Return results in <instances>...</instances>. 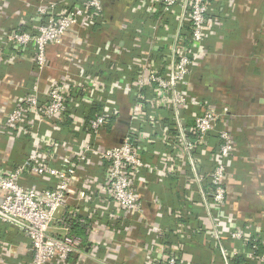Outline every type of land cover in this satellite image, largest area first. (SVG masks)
Instances as JSON below:
<instances>
[{
	"label": "built area",
	"instance_id": "1",
	"mask_svg": "<svg viewBox=\"0 0 264 264\" xmlns=\"http://www.w3.org/2000/svg\"><path fill=\"white\" fill-rule=\"evenodd\" d=\"M10 1L0 0V10L6 8ZM224 3L230 5L233 0H134L130 7L131 20L136 18L146 23L147 36L139 26L130 29L124 18L114 22L105 19L100 0H81L71 7L59 8L51 2H40L33 9L30 29L0 33V65L28 53L32 54L34 62L30 92L7 99L0 107L2 127L8 139L13 134H22L24 138H30L34 148V156H26L9 170L0 169V224L23 234L31 250L30 264H66L72 255L81 252V240L72 233L71 227L83 220L65 213L59 218L56 215L67 207L70 196L77 189V181L81 183L77 198L87 201L84 198L85 187L93 180H83L79 175L84 172V167L94 162L95 157L105 162L95 199L113 202L119 210L109 218H118L120 212L143 213L135 177L146 167L140 151H145L146 145L154 144L156 140L167 142L174 151L179 159L176 171L186 162L184 160H189L193 169L189 180L203 186L201 194L205 198V208L216 210L210 213L207 233L222 256V264H231V260L240 255L264 264V252H259L260 246H264V237L259 245L253 243L257 241L253 233L240 227H229L222 214L228 196L226 161L235 151L228 126L217 132L219 144L213 155V168L207 174L194 170L191 156L220 123L228 125L229 107L201 100L191 102L189 80L191 69L206 56L205 40L216 34L220 23L215 13ZM161 14L170 17V23L161 21ZM98 22H118L119 30L125 33L128 42L121 44L115 39L106 48L112 51V58L123 53L129 55L127 66L134 73L133 78L119 76L116 87L136 99L130 106V117L144 125L150 123L148 129L142 127L141 131L130 127L121 141L110 149L105 148L102 142L106 115L99 113L88 122L83 117H74L78 108L94 104L106 91L101 76L85 74L83 60L74 53L75 46L83 43L77 32L81 29L88 31ZM160 30L164 32L159 36ZM145 36L155 43L152 47L160 64L154 62L142 47L141 40ZM68 38L70 42L63 51L66 62L63 74L57 78L48 77L46 100L41 101L39 81L49 67L48 49L62 45ZM71 64L77 73L71 72ZM101 75L108 76V70ZM110 96L106 99L108 104L105 103L109 108L105 109L114 114L117 111L109 106L115 103ZM191 104L196 109L192 113V125L186 131L184 113ZM159 110L170 114V129L173 128L174 134L156 119ZM70 114L75 123L68 126L65 118ZM36 124L48 130L76 132L85 128L86 132L79 147L70 149L60 165L52 166L47 161L49 153L42 152L41 148L46 147L55 153L62 149V145L54 143L48 134L38 135L34 131ZM94 138L97 145H94ZM28 176L44 182V185L25 183ZM97 221L101 227L106 224ZM251 240L252 244L247 246ZM232 242H239L241 246L226 247ZM1 246L3 249L0 242ZM147 247V258L155 264H189L181 260L176 246L151 242ZM100 259V263L108 261L104 256Z\"/></svg>",
	"mask_w": 264,
	"mask_h": 264
},
{
	"label": "crops",
	"instance_id": "2",
	"mask_svg": "<svg viewBox=\"0 0 264 264\" xmlns=\"http://www.w3.org/2000/svg\"><path fill=\"white\" fill-rule=\"evenodd\" d=\"M79 1L11 0L6 8L0 10V33L30 29L33 9L40 2H51L59 8L71 7ZM100 1L105 19L114 22L124 18L130 29L136 26L145 29L146 23L136 18L131 20L130 7L134 0ZM221 10L220 18L217 17L220 25L216 34L209 36L204 43L206 56L189 74L190 100L229 107L228 125L220 123L218 129L207 135L204 145L193 151L191 156L195 163L194 170L207 174L214 165L213 155L219 144L217 132L228 126L235 151L226 161L228 196L222 214L229 227H240L264 237V0H233L230 5H222ZM160 18L165 21L170 17L161 14ZM117 24L98 22L88 31L79 30L77 37L83 43L77 44L74 51L83 60L84 73L101 76L106 86L105 93L98 101L78 109L74 117L77 115L81 118L85 109L84 115L89 114L91 109L88 108L93 107L106 115L107 125L102 133V142L109 149L121 141L130 127L141 131L142 127L148 129L150 126V123L144 125L130 117L129 109L136 99L124 89L116 87L119 76L134 77L127 66L129 55L123 53L112 58V51L106 49L115 39L121 44L128 42ZM163 32L158 31L159 36ZM151 39L143 37L142 47L149 52L154 62L160 64L152 47L155 43ZM69 42L68 38L62 45L48 49L49 67L39 81L41 101L46 100L48 77L57 78L63 74L66 63L63 51ZM33 67L32 54L29 53L0 65V107L7 99L30 92ZM70 69L73 74L77 73L72 64ZM107 70L108 76L101 75ZM108 96L115 102L109 104L116 108L114 114L106 112L105 108H109L105 105ZM195 109L191 104L184 113L186 131L192 125ZM157 115L156 119L162 127L168 126L169 132L173 133L166 111L159 110ZM144 116L148 119L147 114ZM2 117L0 109V169L9 170L26 156H34V148L30 138L26 139L22 134H13L8 139L2 127ZM74 117L71 114L66 116L65 123L68 126L74 124ZM34 131L38 135L48 134L54 143L62 145V149L55 153L46 147L41 148L42 152L49 153L47 161L52 166L60 165L70 149L76 150L86 132L83 128L76 132L48 130L37 124ZM94 141V145H97L95 138ZM146 146L145 151H140L146 167L135 177V188L141 199L143 213L120 212L118 218L110 219V215L119 211L116 205L95 199L105 162L95 157L91 165L84 167L79 177L93 180L85 187L84 198L87 201L78 200L81 183L77 181V189L70 196L67 207L56 215L59 218L64 213L70 214L84 221H77L71 227L72 233L81 240V252L72 255L66 264H104L99 262L103 256L108 260L105 264H155L147 258V246L151 242L176 246L180 250L181 260L189 264L223 263L222 256L207 233L210 213L216 210L205 208V198L201 194L203 186L199 187L189 180L193 175L189 160H184L186 162L176 171L179 159L167 142L156 140L153 145L148 143ZM24 182L44 185V182L30 176ZM97 220L106 224L101 223V227ZM0 242L4 245L3 249L0 247V264H30L31 250L22 233L0 224ZM240 246L239 242L226 245L228 248ZM259 252H264V246H260ZM242 257V264H257L254 259Z\"/></svg>",
	"mask_w": 264,
	"mask_h": 264
},
{
	"label": "trees",
	"instance_id": "3",
	"mask_svg": "<svg viewBox=\"0 0 264 264\" xmlns=\"http://www.w3.org/2000/svg\"><path fill=\"white\" fill-rule=\"evenodd\" d=\"M225 4V3H224ZM223 4V5H224ZM220 7H221V9H222V5H219V8H218V10L216 11V13H215V15L217 16V17H219L220 18V14L222 13V10L220 9ZM221 11V12H220ZM164 23L166 24V23H170V18H168V19H166L165 21H164ZM24 30H27V28L26 29H24ZM144 31L147 33L148 31H147V29H144ZM124 36H126L125 34H124ZM109 72V71H108ZM81 108V107H80ZM80 108H78V109H80ZM84 107H82V109H83ZM89 109H91V112L89 113V114H87V115H84L85 114V111H86V109L84 110V112H83V115H82V117H83V119H84V121L85 122H88V120L89 119H92V118H94L95 116H97L98 114H99V109L98 108H95V110H94V107L93 108H88V110ZM93 110V111H92ZM167 113V112H166ZM167 117L169 118L170 117V114H168L167 113ZM169 121L171 122V120L169 119ZM67 125V124H66ZM107 125V122H106V124H105V126ZM84 130H86L85 128H84ZM153 145V144H152ZM170 148V147H169ZM153 149V148H152ZM254 238H256V240L257 241H253V243L255 242L256 244H258L259 245V241L261 240V238H263V237H261V236H257V235H254L253 236ZM162 241H164V243H166L165 242V240H163L162 239ZM162 241H160V242H162ZM250 244H252V240L250 241V242H248V243H246V245L247 246H250ZM243 257L242 256H237V257H235V258H233L232 260H231V264H242V259Z\"/></svg>",
	"mask_w": 264,
	"mask_h": 264
}]
</instances>
